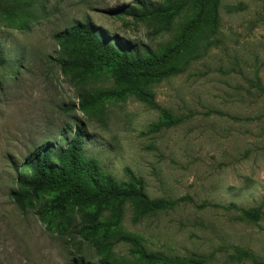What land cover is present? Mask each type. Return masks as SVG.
Returning <instances> with one entry per match:
<instances>
[{"label": "rangeland", "instance_id": "rangeland-1", "mask_svg": "<svg viewBox=\"0 0 264 264\" xmlns=\"http://www.w3.org/2000/svg\"><path fill=\"white\" fill-rule=\"evenodd\" d=\"M174 1L0 0V264L100 258L80 235L82 208L46 218L52 193L32 194L24 208L10 196L25 155L78 123L86 154L116 179L130 171L150 197H188L139 218L124 203L120 227L168 259L150 264H264V0H221L217 32L198 53L187 9L168 22L151 14ZM85 18L156 68L124 74L120 86L110 69L74 81L60 69L57 34ZM101 90L115 93L80 108L81 95ZM229 203L260 206L261 218L209 206ZM110 252L121 264L136 259L125 242Z\"/></svg>", "mask_w": 264, "mask_h": 264}, {"label": "trees", "instance_id": "trees-1", "mask_svg": "<svg viewBox=\"0 0 264 264\" xmlns=\"http://www.w3.org/2000/svg\"><path fill=\"white\" fill-rule=\"evenodd\" d=\"M221 0H175L165 6H157L151 11L159 20L168 22L181 9L190 12L185 23V34L198 53L204 50L207 42L217 32L219 5ZM60 40V69L71 74L74 81H82L99 71L110 69L119 86L124 74L148 75L156 68L149 58L141 57L132 47L105 33L88 18L75 22L71 27L57 34ZM202 40V42H200ZM180 63L175 58L166 68L175 69ZM122 89V87H121ZM115 92L101 90L94 94L81 95L80 108L98 102ZM170 117L169 115H167ZM169 123H174L170 117ZM78 123L71 131V137L60 134L59 143H41L27 153L17 169L20 187L10 191V196L19 208H24L32 194L50 192L52 197L43 206L40 214L46 218L62 216L72 208H82V226L79 230L83 239L93 240L100 258L90 261L82 256L73 257L69 264H121L111 254L116 242L131 246L136 256L132 264H150L168 261L142 244V236L120 227L119 220L124 203L128 202L133 216L139 218L146 213L172 208L187 196L177 198L150 197L144 190L143 181L128 171L127 180H118L104 170L97 158L86 154L83 147V129ZM203 206V205H200ZM212 207L237 211L246 221L261 218V207L242 208L233 203L228 205L209 204ZM248 252L238 249L236 257ZM174 264H202L198 259Z\"/></svg>", "mask_w": 264, "mask_h": 264}]
</instances>
